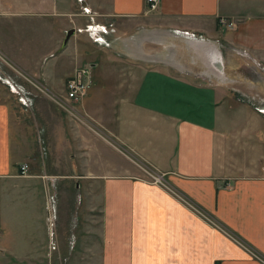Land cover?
<instances>
[{"label": "crops", "instance_id": "obj_1", "mask_svg": "<svg viewBox=\"0 0 264 264\" xmlns=\"http://www.w3.org/2000/svg\"><path fill=\"white\" fill-rule=\"evenodd\" d=\"M0 58V264H264V0H0Z\"/></svg>", "mask_w": 264, "mask_h": 264}, {"label": "built area", "instance_id": "obj_2", "mask_svg": "<svg viewBox=\"0 0 264 264\" xmlns=\"http://www.w3.org/2000/svg\"><path fill=\"white\" fill-rule=\"evenodd\" d=\"M82 0H79L81 2ZM149 10L154 11L158 9L160 0H147ZM83 11L86 13H90V9L87 6L83 7ZM220 23L223 25L232 26L233 22H228L226 18H221ZM115 30L113 24L103 25V24H94L89 23L85 26V28H78L77 31L82 32L86 31L90 34L91 38L103 46H109L110 42L104 36V34H108ZM194 35V34H193ZM92 78H91V68L90 66H83L77 68L76 72L70 76L66 81V98L63 105L72 110L73 106H71L72 102H78L81 100L89 91L92 86ZM14 88V87H13ZM21 101L24 104L28 103V100L24 97H21ZM256 110L262 114H264V107H256ZM29 165L24 163L21 166V173L25 174L28 170ZM145 172L149 180L157 184L167 191H169L173 196L179 199L181 202L189 206L193 211L201 215L203 218L214 224L217 228L223 230L231 237H233L237 242L241 243L244 247H248L240 238L231 233L227 228H225L222 224L215 221L203 208L197 205L193 200L187 197L185 194L180 192L178 189L174 188L169 182L166 181L164 174L159 173L153 170H149L144 168ZM1 233V231H0ZM52 246H55V243H52ZM254 255H256L252 250H250Z\"/></svg>", "mask_w": 264, "mask_h": 264}, {"label": "rangeland", "instance_id": "obj_3", "mask_svg": "<svg viewBox=\"0 0 264 264\" xmlns=\"http://www.w3.org/2000/svg\"><path fill=\"white\" fill-rule=\"evenodd\" d=\"M63 41H64V38H63ZM38 50V49H37ZM36 50V51H37ZM58 53V52H57ZM57 53H55V54H57ZM64 54H66V53H64ZM0 60H1V58H0ZM47 60L48 59H46L45 61H43V64H42V66H41V69H47L48 68V66L49 65H51L50 63H47ZM39 62H42V61H39ZM39 62H37V64H36V67H38V65H39ZM50 62V61H49ZM27 83V82H26ZM37 84H38V82H36ZM27 84H29V83H27ZM41 85H43V84H41ZM41 87V86H40ZM38 92V94H40V96L42 97L43 95V93L42 92H39V91H37ZM261 164H264V162H261ZM54 214H58L57 212H56V210L54 211ZM59 214H64L63 213V211L62 210H60L59 211ZM215 221H217L218 223H220L216 218H214L211 214H209ZM56 217H54L53 218V220L52 221H54V222H56ZM208 221V220H207ZM209 222V221H208ZM209 223H211V222H209ZM212 224V223H211ZM221 224V223H220ZM213 226H214V224H212ZM214 227H216V226H214ZM52 229H53V225H52ZM235 235V234H234ZM255 253V252H254ZM256 254V253H255ZM264 261V260H263Z\"/></svg>", "mask_w": 264, "mask_h": 264}, {"label": "water", "instance_id": "obj_4", "mask_svg": "<svg viewBox=\"0 0 264 264\" xmlns=\"http://www.w3.org/2000/svg\"><path fill=\"white\" fill-rule=\"evenodd\" d=\"M75 31H76L75 28H72V29H70V30L67 31L66 38H65V40H64V44H67L69 38H70L72 35L75 34Z\"/></svg>", "mask_w": 264, "mask_h": 264}]
</instances>
